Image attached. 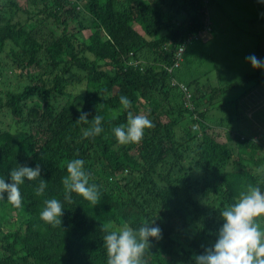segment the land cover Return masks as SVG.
Here are the masks:
<instances>
[{"label":"trees","instance_id":"1","mask_svg":"<svg viewBox=\"0 0 264 264\" xmlns=\"http://www.w3.org/2000/svg\"><path fill=\"white\" fill-rule=\"evenodd\" d=\"M205 1L183 0V8L189 19L177 24L164 11V0H30L29 6L23 9L14 0H0V51L9 46L10 56L18 65L15 71L27 81L21 89L0 93V176L9 182L8 173L16 166H39L41 169L40 177L26 180L20 186L21 207L8 202L7 194H4V200H0V264H107L103 238L111 231H107L106 227L128 224L132 228H139L148 223L147 219L154 221V226L161 229L159 239L151 241L156 250L152 255H147V264H193L194 257L214 245L223 224L217 221L218 218L220 220V213L235 202L241 190L258 180L257 170L250 172V163L249 167L247 164L244 168L240 166L244 163L241 159L237 167L229 165L224 170L216 167V164L222 165L231 160L236 150L245 158L251 152V164L264 166V144L254 143L260 138L257 129L264 126V113L259 115L257 111L254 115L258 116L253 118L257 120L256 127L252 122L250 124L247 115L246 119H238L237 113H225L224 106L219 103L224 100L231 106L230 100L224 97L227 89L235 92L248 84L253 76L249 64L242 62L243 57L249 56L247 52L243 56L234 54L239 60L233 64L237 66L242 63L243 74L238 69L232 75L219 71L215 74L218 77L207 81L212 84L205 88L196 78L198 76L191 73L198 69L192 70L193 66H189L190 60L193 61L191 57L185 59L184 56L181 69L173 67L176 47L189 35L202 30L207 17L205 11L212 9L215 3L218 6V0ZM12 6L15 11L11 10ZM78 7L79 10H76ZM9 9L12 13H7ZM233 13L228 11L226 17ZM14 15L18 17L16 23L13 22ZM63 15L70 16L72 20L83 15L79 20L81 25L90 16L93 18L92 33L84 41H80L77 34L71 35V31L65 33L66 24L61 19ZM28 17H32L35 31L30 29L27 22L20 21ZM49 18H54L58 22L56 28L62 27V30L54 35L48 32L47 36L55 40L46 48L45 70L34 75L33 68H42L36 46L43 38L41 29L46 28ZM219 22L214 21V24L219 25ZM98 27L105 28L109 37L102 35ZM137 29L153 39L145 41ZM75 30L81 31L82 28ZM144 48L147 51L143 56L140 52ZM132 51H139V56L133 57L139 62L136 67L126 65V58ZM193 51L199 52L196 49ZM228 53H219L216 62L211 61L213 66L226 69L232 63L230 59L234 58ZM61 55L65 56L66 62L59 61ZM82 56L96 61H111L114 73L111 75L97 70L95 63L92 62L90 66L80 59ZM161 61H165L167 69L159 65ZM59 65L62 67L56 72L55 68ZM49 66L52 67L50 73ZM70 70L86 72V89L83 93L69 88L71 77L67 74ZM173 80L186 83L195 92L197 96L192 100L195 111H200L199 117L214 114L230 126L227 143H215L206 137L200 150L196 149L195 144L187 143L186 155L198 157L193 162L203 161L204 171L219 185L215 193L220 205L216 207L208 208L194 199L183 201L178 194L180 189L166 181V175L169 176L176 165L173 160L177 148L173 139L175 130H168L169 125H175L185 132V142L192 139L186 123L191 118V112L179 101L182 94L180 88L170 85ZM121 96H127L131 101L129 109L125 110L120 104ZM172 97L176 99V109L171 107ZM129 111L134 116H147L153 126L145 129L140 142L121 144L117 142L113 129L126 124ZM82 112L88 113L89 122L78 121ZM96 115L102 118L103 132L85 138L83 130L92 126V119ZM221 121L214 122L216 127L213 128L221 127ZM239 126L244 127L245 131L238 130ZM151 132L150 138L148 134ZM75 158L85 161L84 169L89 175L94 171L93 160L95 167L102 165L108 174H95L98 181L89 177V183L96 185L99 192L95 204L76 193H72L71 202L64 200L66 163ZM200 168L198 165L196 170L190 169L191 181L196 180ZM125 172L128 173V180L122 189L120 181H124ZM114 176H119V180H111ZM141 177L148 182L144 187L138 182ZM40 179L46 182V187L38 193ZM102 180L113 182L114 191L121 193L130 191L127 187L138 182L137 185L144 190V198L150 197L145 202L156 201L160 206L159 215L165 221H159V215H143L136 206L132 207V199L123 202L113 200L99 182ZM51 198L60 200L63 205L60 225L46 223L40 218L45 201ZM197 223L201 224L193 236L186 230ZM181 232L192 240L196 248L192 250L194 253L190 254L186 246L190 242L184 244L177 239ZM146 253H149L147 249Z\"/></svg>","mask_w":264,"mask_h":264},{"label":"clouds","instance_id":"2","mask_svg":"<svg viewBox=\"0 0 264 264\" xmlns=\"http://www.w3.org/2000/svg\"><path fill=\"white\" fill-rule=\"evenodd\" d=\"M14 2L22 9L28 7L30 4V0H25L23 5L20 4L19 0H14ZM207 2L209 1L206 0L204 3ZM217 2L218 6H215L217 4L215 3L211 6V10L213 11L214 7H221L223 9L222 13L215 12V14L219 16V20L226 16L228 11H233V3L231 0H218ZM79 8L80 7L76 8V10H79ZM14 9V6H12L11 10L15 11L16 9ZM12 11L9 9L7 13H12ZM205 13L207 17L203 29L195 35H189L184 42L176 47L174 68L181 69V63H183L187 46L201 38L205 44L212 40L214 23L211 25L209 10H206ZM3 15H5V13ZM238 15L241 16L240 13H238ZM8 16L11 17L10 14ZM12 17L13 22L16 23L18 17H16V15ZM61 19L66 24V33V31H68V22L72 20V18L63 15ZM90 19V26L85 28V30H90L91 34L93 18L90 17ZM20 21L24 23L27 22L30 29L35 31L32 17H28L24 20L21 19ZM57 25L58 22L54 18H49L46 22V28L43 30L41 29V32L44 34L43 37L47 36L48 32L53 35L55 32L59 34L62 27L56 28ZM104 29L105 28L99 29L98 27V31H100L102 35L109 37ZM53 30L54 32H52ZM137 32H139L146 41L144 33L140 29H137ZM162 33L163 31L161 34ZM52 40L55 39H50L48 44L45 45L46 52V48L51 44ZM6 42L7 41H5V44ZM181 45H184V51L178 59L177 51ZM37 48L38 45L36 46V51H38ZM138 52L139 51H137V53H134V51L129 52L126 58V65L134 67L138 65L139 62L135 61V58H133L136 55L139 56ZM246 59L254 69L264 68V59H260L255 55H250ZM107 61L109 60H104V62ZM158 63L162 68L167 69L165 61ZM176 63L178 66H175ZM95 68L100 71L98 67L95 66ZM198 72L199 71L196 69L195 73ZM170 85L175 86V88H180V93L185 94L183 97V104L184 107L187 108V111L191 112V118H188L186 123L187 128L190 130L188 134L192 139L185 142V132L175 127L173 129V131L175 130L173 139L177 143V148L174 155L180 160H190V154L186 155L188 150L187 143L195 144L197 146L196 149L200 150L206 137H209L215 143H227L226 135L230 130L229 124L225 121H221L219 119L220 117L213 116L214 114L199 117L200 111H195V105L190 94L192 91L187 87V84L184 82L178 83L176 80H173ZM179 101L182 102L181 98ZM219 103L221 106H224L225 109L223 110L225 113L231 114L233 109H235V107L230 106L227 102L225 103L224 100H221ZM120 104L125 110L131 107V101L127 96L120 97ZM127 115L126 124L114 127V136L117 142L121 144L138 143L143 138L145 129H149L153 126L152 121L145 115L134 116L131 111H129ZM87 117L88 113L82 112L78 121L87 123L89 122ZM92 121H94L92 126L83 130V136L85 138L97 136L103 132L102 118L96 115ZM219 121H221V127L218 126L219 128H213L216 127L214 122L219 123ZM215 130L217 131L216 133H214ZM148 135L151 138L152 132ZM149 141L151 140L149 139ZM254 143L256 145L260 144L259 141L255 140ZM251 154L250 152L248 155ZM84 164L85 161L79 158L71 159L66 163L67 174L63 177V185L65 187L64 200L71 202L72 193H76L84 200L95 204L99 198V192L96 185L89 183V173L85 171ZM262 168L263 167H256L258 180L255 183L248 184L241 190L235 202L225 207L220 213L223 224L219 230L216 242L211 248L206 249L203 254L194 257L193 264H264V190H262L264 189V186H262L264 185V169ZM40 171L41 169L39 166L35 168L16 166L8 173L9 182H6L4 177L0 176V200H4V194H7L6 200L8 202H11L17 208L21 207L22 196L20 186L24 184L26 180L32 181L40 177ZM45 187L46 182L40 179L37 192H43ZM63 211L64 208L61 201L56 198H51L45 201V207L40 213V218L46 223L60 225ZM117 227H119V229H116ZM107 231H111L106 233L103 238V245L107 255V264H143L145 249L149 248L152 240L159 239L161 235V229L158 226H153V222L150 224L145 223L139 228H132L128 224H124L123 227L112 225Z\"/></svg>","mask_w":264,"mask_h":264},{"label":"rangeland","instance_id":"3","mask_svg":"<svg viewBox=\"0 0 264 264\" xmlns=\"http://www.w3.org/2000/svg\"><path fill=\"white\" fill-rule=\"evenodd\" d=\"M19 2L20 4L23 5L25 3V0H19ZM164 2H165L163 6L164 11H166V13H168L172 17L175 23L178 24V23H181L183 20H186L187 18L189 19V17H187L186 10L183 8V4H184L183 0H164ZM209 12H210V18L212 21L211 25H212L214 21H216L219 17L215 14V12L222 13L223 9L221 7H214V10L212 11L211 9H209ZM82 18H83V15L78 17V19H73L68 22V31L72 32L71 35L77 34L78 39L80 41L86 40L88 36L90 35V30L83 31V27H86L87 24L90 23L91 19L90 17H88V21H87V17H86L83 25H81L79 24V20H81ZM223 18H228V17L224 16ZM77 27H81L82 30L76 31L75 28ZM145 39L147 41V40H152L153 38H149L145 36ZM49 40H50V37L45 36L39 41V45L37 49H38V58L42 61V68L40 66L33 68L32 73L34 75H39L45 70L44 65H45L46 58H47L46 51H45V45L48 44ZM10 43H13V42H10ZM208 45H211V46H208ZM208 45L203 43L202 38H201L199 40L194 41L188 47L187 51L184 54L185 59H189L190 57L193 59V61L190 60L189 62V66L190 67L193 66L191 67L192 70H195L198 67L197 69L199 71L197 73L199 74L198 80L205 81L206 79H209V78H210L209 80H211L215 77V74L218 73L219 71L226 72L232 75L235 72L234 68L231 67L228 69H218L215 66H213L211 62V60L212 61L216 60L219 54V51H220L219 49H222L221 43L219 41L216 42L212 40L208 43ZM195 49L198 50L199 52L195 53L193 51ZM146 51H147V48H144L142 52H140V55L144 56V53ZM10 55L11 54L9 53V46H6L4 49L0 51V93L6 92L8 90L21 89L27 83V81H24L23 79H21L18 73L15 71V69L18 68V65L15 63L14 57L13 56L11 57ZM244 56H247V54H244ZM80 59L82 61L85 60L86 63L89 64L90 66L93 65L92 62L96 63L95 66L98 67L100 71H105L111 75L114 73V66L109 61L107 62L95 61V60H91L88 56H82ZM238 60L239 58L237 57L230 59V61L232 62H235ZM59 61L66 62L65 56L64 55L59 56ZM246 61L248 60L245 57H243L242 62H246ZM61 67L62 66L60 65L57 66L55 68V71L58 72ZM51 71H52V67L49 66L48 72L50 73ZM21 72L24 73V70H21ZM85 74H86L85 71L70 70L69 74L67 75L71 77L69 80L70 81L69 88L72 89V91L76 93H83L85 91L86 89ZM80 78L81 80H78ZM190 94L192 96V99L196 98L197 96L195 95V92H191ZM184 96L185 94L183 93L181 95L182 102H183ZM170 101H172L171 107H174L176 109L177 108L176 99L172 97L170 98ZM174 128H175V125L171 124L169 125L168 130H173ZM216 132L217 131L215 130L214 133ZM192 156L193 154H190V160H180L175 156L173 161L176 163V165L174 169L171 170L170 175L169 176L166 175L165 177L166 181H168L170 185L176 186L178 187V189H180L178 194H179V197L183 201H188V199H194V200H197L201 204H205L206 206H208V208H212V207H216L220 205V200L218 199V195L215 193L216 190H219V185L213 182L214 178L211 177L209 173L204 171L203 161L193 162V161H197L198 157L192 158ZM251 158H253L252 154L247 155L245 158L242 153L234 150L233 157L231 158V160L230 159L227 160L226 162L222 163V165L216 164V167H218L219 169L223 168V170L227 169L229 165L235 167L236 165H238L239 159H241L243 160L244 163L243 165H240V166L244 168L245 164H247V167H249L248 163H250L251 166H250L249 171L252 172L254 170H257L256 167L258 165H255V163L251 164L250 162ZM198 165L201 166V168L197 170L199 171V174L197 175V178L195 181H191L192 171L190 169L193 168L196 170V167ZM92 167L94 171L92 175H89V177L92 176L93 180L98 181V177L97 176L95 177V174L97 173H99L101 176H108L107 172L103 170L102 165L95 167L94 160L92 162ZM92 167H91V170H92ZM238 169L242 170L239 167ZM262 169H264V166ZM185 175H187L188 177L187 181H185ZM123 176L125 178L124 181H120V185H122V189H123V186L125 185L124 182L125 181L127 182L128 180V173L125 172ZM146 178H147V181L150 183V178L148 177V175L146 176ZM146 178L141 177L140 180L138 181L142 183L141 187H144L147 185L148 182L146 181ZM111 180L118 181L119 176L117 177L114 176V178ZM99 182H101L103 187L107 189L108 194L113 198V200L118 201V202H123L125 200L132 199L131 201L132 207L135 208L136 206V208L139 209L143 215H150V216L159 215V209H160L158 208L160 207L159 204L156 203V201L154 200H148V202H145V199H150V197L147 196L146 198H144V195H143L144 190L141 189L139 185H137L138 182L136 184H132L128 186L127 189L130 191H127L124 193H121V191L115 192L114 191L115 185H113V182L111 181L104 182V180H102ZM194 188H196V190H194ZM219 196L221 197V191H219ZM147 221H148V224L153 222V226H154V221L150 219H147ZM159 221L164 222L165 218L159 215ZM217 221L218 223L219 222L223 223V220L221 219V217H220V220L218 218ZM200 224L197 223V225L193 227L191 226L186 231L194 236ZM106 228L110 229V227H106ZM116 229H119V227H117ZM185 236L186 235H184V232H181L176 237L177 239H179L181 243L185 244L187 242H190V244H187L186 246L189 248V251H190L189 253L192 254L194 253L192 252V250H196V248L194 247L192 240L189 239L188 236L186 237ZM147 250L149 251V253L144 254L145 264H147V261L149 260V257L147 255H152L153 251L156 250V247H154L153 244L150 243L149 248Z\"/></svg>","mask_w":264,"mask_h":264},{"label":"crops","instance_id":"4","mask_svg":"<svg viewBox=\"0 0 264 264\" xmlns=\"http://www.w3.org/2000/svg\"><path fill=\"white\" fill-rule=\"evenodd\" d=\"M247 1V2H246ZM233 3L234 13L228 18L217 19L220 21L219 25L214 24V33L212 40L216 39L221 43L222 49H219V53L229 52L228 55L243 56V53L247 52L250 55H255L260 59H264V0H231ZM241 14V16L238 15ZM211 40V41H212ZM249 71L252 73V77L249 83L244 87L230 92L227 89V94L224 96L227 100H230L233 109V113H237V118L245 116L250 120V124H255L258 127L257 118L254 116L257 111L258 114L264 113V68H253L248 61ZM234 68L235 70H241L244 73V66L242 63L235 64L230 63L226 66L228 68ZM253 72H252V70ZM193 75L199 76L195 71L191 72ZM198 78V77H196ZM209 79L200 81L203 87L208 86ZM252 90V95L250 91ZM253 110V112H251ZM240 131H245L244 127H237ZM260 131L259 143L264 144V126L257 129Z\"/></svg>","mask_w":264,"mask_h":264},{"label":"built area","instance_id":"5","mask_svg":"<svg viewBox=\"0 0 264 264\" xmlns=\"http://www.w3.org/2000/svg\"><path fill=\"white\" fill-rule=\"evenodd\" d=\"M183 51H184V45H181L178 48V51H177V57H178V59L181 57V54L183 53ZM175 66H178V64L176 63Z\"/></svg>","mask_w":264,"mask_h":264}]
</instances>
